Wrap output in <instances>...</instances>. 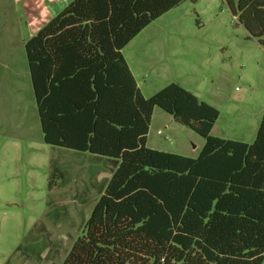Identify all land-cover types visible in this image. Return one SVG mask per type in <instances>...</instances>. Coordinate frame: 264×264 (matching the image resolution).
<instances>
[{
    "label": "trees",
    "instance_id": "obj_1",
    "mask_svg": "<svg viewBox=\"0 0 264 264\" xmlns=\"http://www.w3.org/2000/svg\"><path fill=\"white\" fill-rule=\"evenodd\" d=\"M187 0H72L24 44L44 144L117 161L62 264H264V113L251 144L176 84L146 99L121 51ZM195 3L196 0H188ZM264 48V0H224ZM154 108L196 158L146 147Z\"/></svg>",
    "mask_w": 264,
    "mask_h": 264
},
{
    "label": "rangeland",
    "instance_id": "obj_2",
    "mask_svg": "<svg viewBox=\"0 0 264 264\" xmlns=\"http://www.w3.org/2000/svg\"><path fill=\"white\" fill-rule=\"evenodd\" d=\"M72 0H0V264H62L117 161L44 144L24 44ZM144 98L176 84L218 111L210 136L251 144L264 48L224 0L184 1L122 51ZM204 140L154 108L146 147L196 158Z\"/></svg>",
    "mask_w": 264,
    "mask_h": 264
}]
</instances>
